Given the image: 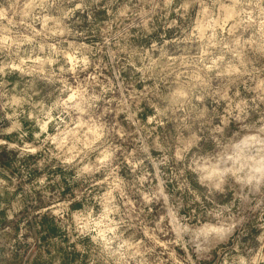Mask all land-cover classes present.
Segmentation results:
<instances>
[{
	"label": "clouds",
	"instance_id": "obj_1",
	"mask_svg": "<svg viewBox=\"0 0 264 264\" xmlns=\"http://www.w3.org/2000/svg\"><path fill=\"white\" fill-rule=\"evenodd\" d=\"M93 5L106 18L75 27ZM0 17V147L17 153L0 210L47 213L66 237L37 249L21 223L0 264H61L58 248L74 264H264V0H0Z\"/></svg>",
	"mask_w": 264,
	"mask_h": 264
},
{
	"label": "rangeland",
	"instance_id": "obj_2",
	"mask_svg": "<svg viewBox=\"0 0 264 264\" xmlns=\"http://www.w3.org/2000/svg\"><path fill=\"white\" fill-rule=\"evenodd\" d=\"M101 4L105 3L106 0H100ZM93 13V21L91 24H89L87 20V15L81 14L79 12L76 13L77 16L81 18L83 21L80 25H75V27L83 28V29H91V27L106 18L104 10L102 8L97 9L95 5H93V8L91 9ZM2 19V17H0ZM159 25V22H157ZM158 27V31H159ZM132 32H136L137 30L135 28L131 29ZM168 35H172V30H169ZM245 36L248 35L247 32L244 33ZM153 36H155L157 39H159L158 32H154ZM142 41H134V43H139ZM170 48H172V45H169ZM249 56H252L251 53H249ZM254 62L256 63L257 67L264 65V57H259L258 55L256 57H253ZM126 75V74H125ZM217 83H221V81H213L214 86ZM36 87L41 90V94L43 95L44 91L52 90L55 85L48 84L47 82L37 80L36 81ZM139 87V85H137ZM241 95L243 98H248L251 95H253L250 92H247L244 90L243 86L241 85ZM251 103V101H249ZM209 108H211L212 101H206ZM143 106V105H142ZM264 107V105H262ZM252 119H255V114L253 113ZM5 125L7 124V121L3 122ZM160 134L162 139L167 136L174 135V125H168L167 128L161 129ZM187 134V133H185ZM15 134H13L14 136ZM13 136L6 137L7 139H12ZM154 156H158L159 153L153 151ZM17 153L15 149H8L6 146L0 147V169L3 168H11L13 161L16 159ZM30 163H34V158L32 157H21L20 158V166L24 167L25 169L28 168V165ZM149 168L151 170V166L149 165ZM34 171V170H33ZM13 173H19V167L12 169ZM125 174H127V169H125ZM130 178V177H129ZM171 187V186H170ZM177 196L183 195L185 200L187 199V190L184 189L182 192L180 190H177L176 192ZM43 202H40V204L34 205L32 207H39L42 205ZM154 208H159L158 204L153 205ZM155 214V213H154ZM21 223H24V227L27 228L29 231L25 233V240H27V236L29 234H32L39 238L36 247L39 249L40 247L44 245L49 244V238L55 235H60L62 238H64L66 243V237H63V231L62 229L57 225L55 218L49 216V214L44 213L39 218L32 216L29 218L27 209L21 216H19L16 220H8L6 218V212L3 210H0V233H3L4 236H10L15 237L20 232V225ZM38 225V227H37ZM8 227L11 229V232L4 233L3 230ZM18 248H23L25 252L28 251V248L30 247L28 244H21L19 241L17 242ZM58 253L61 255V264H74L76 258H78L79 254L76 253L74 250L69 252L66 248H58ZM39 264V262H38Z\"/></svg>",
	"mask_w": 264,
	"mask_h": 264
}]
</instances>
